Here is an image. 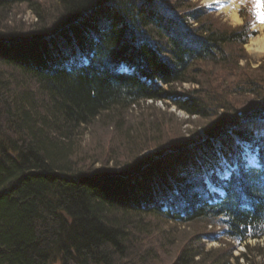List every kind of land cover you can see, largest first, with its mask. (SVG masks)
<instances>
[{"label":"trees","instance_id":"obj_1","mask_svg":"<svg viewBox=\"0 0 264 264\" xmlns=\"http://www.w3.org/2000/svg\"><path fill=\"white\" fill-rule=\"evenodd\" d=\"M22 5L37 19L31 30L0 31V264L264 259V245L234 256L232 243L207 231L219 226L235 242L264 238V148L263 169L240 171L214 203L185 145L190 136L167 130V144L156 147L163 152L127 159L110 135L109 168V159L97 168L77 162L72 145L96 120H111L106 129L120 130L129 147L124 114L148 101H170L209 138L243 117H264V62L238 68L251 16L242 11L245 25L232 28L191 0H0V20ZM185 84L196 88L178 92ZM158 220L193 228L169 261L170 233L147 234ZM203 237L222 247L207 251Z\"/></svg>","mask_w":264,"mask_h":264},{"label":"rangeland","instance_id":"obj_2","mask_svg":"<svg viewBox=\"0 0 264 264\" xmlns=\"http://www.w3.org/2000/svg\"><path fill=\"white\" fill-rule=\"evenodd\" d=\"M46 1V0H41ZM48 2L50 0H47ZM231 4H234L237 6L236 8L239 9L240 5L247 3L249 0H230ZM202 4L205 5H211L207 3H203V0L201 1ZM221 1L218 2L216 7L218 8V11L221 15V18L227 22L229 25L231 24L232 27H237L236 25H242L244 23V18L246 17V14L243 13V15L238 14L239 17H241V23L239 24H233L230 20V17L226 15V13L223 12ZM228 0L225 1L224 4H227ZM261 4L263 5L262 9L264 8V0H261ZM56 6V5H53ZM238 9L237 12H238ZM260 17V13H257ZM8 20H0V31L6 32L5 34H8L9 29L10 30H19V31H25L33 25L36 22V18L34 15L30 13V11L27 9L25 5L19 6V7H13L12 11L9 14ZM257 21V20H256ZM4 28V29H3ZM255 30V35L253 37L261 36L262 33L259 32V30L262 28L264 29V23L258 22L256 27H253ZM264 33V31H263ZM10 34V33H9ZM252 36V35H251ZM251 37L249 38L248 43L250 42ZM247 43V44H248ZM247 46V45H246ZM246 46H244V57L246 60L240 63V66L238 68H242L244 70H250L249 67L252 68H259V65L264 62V54L260 57L253 56L250 54V52L246 49ZM254 69V70H255ZM203 80V79H200ZM192 87L185 85L181 89H177L178 92L185 93V91H190ZM125 119L123 121L124 123V129H128L130 131V134L133 135V138H131L129 142V147L127 144H124L121 140V137L119 136V132H113L111 130H107L106 126L111 122V120L101 122L100 120H96V122L92 123L91 126H87L86 129L82 132L81 135H76L73 139V148L75 153V159L81 160V164L87 163V161L95 160L94 162L96 165L93 167L97 168V166H105V162L107 159H109V162L106 163L107 167H111L113 164L112 160L113 158L110 157L111 153L107 152L109 149V136L111 135V140H116V145L120 146V154L119 156L127 157V159H132L133 157H139L143 158V156L147 155H156L157 152H163V148H156L158 145L163 146L167 144L168 140L165 139V135L172 134L168 131L172 130L183 138H186L187 136L192 137L196 141H199L202 137H207L202 131L201 122L194 120L195 118H188L187 114L183 113L182 111L174 109V107L171 105L170 101L166 102H147L144 104H141L139 108H133L126 114H124ZM167 122L170 123L171 126L167 125ZM115 130V128H114ZM168 130V131H167ZM167 131V132H165ZM171 136V135H170ZM159 142L157 143V141ZM165 141V142H164ZM172 141V140H171ZM218 145H216L217 147ZM118 156V157H119ZM76 159V160H77ZM75 160V162H76ZM77 160V162L80 163V161ZM111 160V161H110ZM121 162V159H120ZM115 168V167H114ZM151 225H149V232L147 234L151 235L153 234V227L156 228L155 233L152 237L149 238V240L152 238H156L158 235H166L164 233H167V238L164 242V248L163 253L165 254L166 259L169 261L173 258V253L177 248H180L184 242L190 238V236L193 234V228L184 227L182 225H175L174 223H164L162 221H151ZM161 229V230H160ZM154 230V229H153ZM210 230L208 227L207 231ZM157 235V236H156ZM171 240L172 242L168 241ZM249 244L251 246L257 245L258 243L250 241ZM222 247V245H219L218 243L214 244H207L206 250L209 251L211 249ZM243 246L240 244L237 246L235 251L233 252L234 256L239 255L241 252H243ZM264 262V259L256 257L254 258V264H261ZM50 264H60L59 261L52 259L50 261Z\"/></svg>","mask_w":264,"mask_h":264},{"label":"bare ground","instance_id":"obj_3","mask_svg":"<svg viewBox=\"0 0 264 264\" xmlns=\"http://www.w3.org/2000/svg\"><path fill=\"white\" fill-rule=\"evenodd\" d=\"M217 1L218 2H220V1L222 2L221 3L222 10H223L224 13H226V15H228V17H230V20H231V22L233 24L241 23V17H239L237 12H236V9H237L236 7L237 6H235L234 4H231L230 0H228L227 4H224L226 0H203V3L205 2L207 4H213V3L217 2ZM263 31H264V29L261 28L259 30V32L262 33L261 36L251 37L250 42L246 46V49L253 56L260 57V56H262L264 54V33H263ZM82 62L84 64H88L89 63V59L86 58V57H83ZM117 62H116V64H117ZM121 66H122V64H120L118 67L120 68ZM124 70L127 71L128 67H125ZM195 119H197V118H195ZM245 129H247L246 126H245Z\"/></svg>","mask_w":264,"mask_h":264},{"label":"snow or ice","instance_id":"obj_4","mask_svg":"<svg viewBox=\"0 0 264 264\" xmlns=\"http://www.w3.org/2000/svg\"><path fill=\"white\" fill-rule=\"evenodd\" d=\"M255 2L257 4V6L259 7L260 6V0H255ZM259 22L264 23V13L260 14ZM241 144H243V146H244V152L245 153L255 152L258 154L261 151V149L264 148V143H253V142L240 141V140L236 141L237 146H239ZM223 162H225V161H222V163ZM234 173H235V167L231 166L230 171L226 170L225 178L226 179L230 178L231 175H233ZM242 200L244 201V203L242 204V207H248L249 206L248 198L245 196V197H242Z\"/></svg>","mask_w":264,"mask_h":264}]
</instances>
